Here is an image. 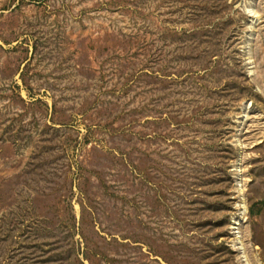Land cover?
<instances>
[{
    "label": "rangeland",
    "instance_id": "rangeland-1",
    "mask_svg": "<svg viewBox=\"0 0 264 264\" xmlns=\"http://www.w3.org/2000/svg\"><path fill=\"white\" fill-rule=\"evenodd\" d=\"M0 264H264V0H0Z\"/></svg>",
    "mask_w": 264,
    "mask_h": 264
}]
</instances>
